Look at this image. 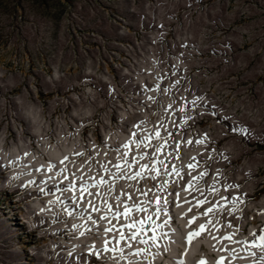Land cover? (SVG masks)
<instances>
[{"label": "rangeland", "instance_id": "1", "mask_svg": "<svg viewBox=\"0 0 264 264\" xmlns=\"http://www.w3.org/2000/svg\"><path fill=\"white\" fill-rule=\"evenodd\" d=\"M153 53L173 74L177 56L190 64L179 91L205 97L190 128L219 137L204 180L220 162L239 177L250 192L240 219L250 226L248 206L264 200V0H0V137L31 142L27 108L52 111L51 123L88 109L85 138L98 141L111 119L128 128L136 113L126 104L140 94L135 70ZM125 110L130 117L115 123ZM3 185L0 178V264L66 263L42 260L47 228L23 223L26 201L13 204L21 191Z\"/></svg>", "mask_w": 264, "mask_h": 264}, {"label": "bare ground", "instance_id": "2", "mask_svg": "<svg viewBox=\"0 0 264 264\" xmlns=\"http://www.w3.org/2000/svg\"><path fill=\"white\" fill-rule=\"evenodd\" d=\"M184 59V55L177 56L175 62L172 63L171 67L174 74L164 66L165 62L157 54H154L142 66L140 65L139 68H136L135 80L137 81L140 94L138 97H130L132 98V103L128 108L136 114L130 118L131 122L128 123L130 128L126 133L114 131L113 122H110L109 128L104 129L103 141L97 142L93 136L85 138L84 131L86 130V125H89V121L93 117V114L88 109L72 113V121L64 119L62 115V118L58 116V120L51 123L49 118L52 111H49L48 115H44L42 110L27 108L26 111L29 116L27 117V124L30 130L28 132L31 142L24 139L25 137L23 136L17 144L11 145L5 137H0V178L4 184L3 186L12 187L16 193L17 191H21L20 200L13 202V204L18 205L22 200L26 201L25 207L19 210L28 220L26 223L31 228L34 226L36 228H39V226L47 228L43 231L41 237V240H43L42 245H39L42 251L41 257L45 263H47L48 258L54 261L65 258L66 263L59 261L53 264H86V262L95 258L99 264H116L113 259L109 258L112 256V253L105 252L103 253V258H98L89 252V248H94L97 251L101 250L103 248V241L94 234L95 228L87 220V214L83 218L79 215L68 216L62 210L64 206L71 204V201L68 200H65L64 205L59 203L49 205L48 201L50 199L54 200L55 197L53 195H46L39 189L40 187H44L41 181L45 179L46 175H54V173H47L46 171L37 172L35 169L41 165H47L49 160L58 161L63 159L65 155H68L70 160L75 161L76 167L83 164L89 157L94 158V161H98L100 164L107 161L115 163L118 156L116 149L120 148L122 143L127 142L130 132L134 130L133 126L140 124L141 121L148 122L146 125H141V127L149 130L153 127L159 128L162 122L163 128L160 129L162 136L166 135L165 129L172 133L175 128L179 129V131H188L186 134L184 132L178 133L179 135L177 136L173 133L175 136L169 139L167 151L172 153L173 156L175 155V142H180L179 155L181 160L178 162V159H173L171 164H175L178 167L182 166L183 180L175 176L176 180L171 177L170 181L175 180V183H170L168 190L173 193V199H175V194L179 192L182 199L186 198L193 205L196 203L193 197L202 198L197 192H191L189 195L181 191L190 179V176L185 173L191 172L192 175L198 176L200 172H207L209 170L206 159L215 155L217 149L215 146L212 147L211 144L213 140H217L219 137L213 132L205 130V128L201 130H191L190 128L192 121L196 120V117L200 118L201 110L199 111V109L201 102L199 103V101L202 100V103H204L205 97H201V91V93L197 94L195 92L191 93L190 89L179 91L181 80H183L182 77L188 76L187 72L190 66ZM0 77H2L1 74ZM83 82L87 83V85L91 83L89 79H85ZM157 85H159L158 89ZM191 87L192 89L195 88L194 85H191ZM88 90L92 92L93 88H88ZM149 96L155 97V100H148L147 97ZM195 97L202 99L197 100ZM192 101H196V103L193 104L191 103ZM168 104H172L173 107L165 111V107ZM181 107H183V111L180 110ZM128 108L126 107V109ZM128 115H130L129 111L125 110L120 117L125 119ZM135 117L137 118L135 119ZM189 117L190 119H188ZM185 119H187L186 125L181 126ZM54 123L56 128L52 127ZM51 131H54V133H51ZM200 139H203L204 143L196 144L195 141ZM187 140H192L193 143L188 144L186 143ZM151 143H156V141L153 140ZM130 147L134 149V146ZM224 150V155H226L228 149L225 148ZM142 151L151 152L152 149L143 148ZM76 152H84L85 156L79 157L73 155ZM25 153H29L30 155L26 156ZM189 157H195V160L189 161ZM129 159H131V153ZM189 162L197 165V167L195 169H188L187 164ZM69 167L72 168L71 165ZM88 167V165L85 166V172H87ZM91 168L92 172L88 173L89 175L96 173L105 175L99 164L93 162ZM212 168L210 175L208 173V180L206 182L204 180L205 176L199 180V187L207 188L214 184L219 189V192L209 196V203L193 207L192 211L188 213V217L190 218L197 213H202L211 207L213 203L218 202L223 209L216 215V219L220 221V224L217 226L219 230L208 228L199 236H196L191 244H188L187 240L183 243H170L167 239H159L156 245L150 243L147 246L149 253L156 254L159 252V255H149L145 258L142 254L141 256L120 260L119 264H129V260L132 261V264H178L179 260H184L185 264H192L194 260L199 261L200 259H203L205 264H214V262H220V264H264V260L261 259L264 257V242L259 240L260 236H264V200L251 203L248 209L246 208L251 211L250 216H252V219L248 220L250 221V226H246V220H242L243 223H241L240 218L245 214L242 204L250 192L243 187L237 186V183H240L238 181L239 177L233 180L225 174V167L223 168L221 162ZM72 170L75 171V168H72ZM246 170L250 171L248 167ZM105 178H107L106 175ZM57 179H62V177ZM32 180L35 181V184L29 185V181ZM220 181H223V183ZM67 183L68 181H64L59 186L64 187ZM127 183V181H120L117 184V188L125 187L126 191L132 192L131 189L126 188ZM132 183L135 184L136 182ZM153 183L155 182L141 180L137 186L150 188ZM229 185L234 187H226ZM51 188H53V185L50 181L45 191L47 192ZM55 195L61 194L57 192ZM68 195L69 193H64L61 199H64ZM132 195L134 197L138 196L134 192H132ZM232 197L238 198L237 207L243 210L242 213L238 211L231 215L229 214V209L232 208ZM190 206L189 204H184L183 207L178 209L174 205H170L169 208L170 214L174 217L172 227H179L185 235L188 231L187 228L183 227L186 224V219L176 217L180 212L187 211ZM42 208L46 209V211L42 212ZM90 214L93 218H96V213ZM258 218L261 219L262 223L258 221ZM207 219L208 217L200 216L191 225V229L198 231L199 224L204 223ZM113 223H116V221H113ZM74 224L79 226L78 229L72 227ZM88 229H92V231H88ZM80 231H84L86 234L80 236ZM231 233H235L233 239L241 241L246 239L248 243L233 244L228 240L220 239L221 236ZM250 233L255 235V243L252 242ZM112 235H115V233L110 234L108 237L110 247L115 244V241L111 239ZM151 235V232L147 233V236ZM213 236L217 239H213ZM123 243L121 242V246ZM225 246H227V249H234L235 255L238 258L234 259L229 256L227 250H225ZM135 247L145 246L134 243ZM165 247L168 248V251H164ZM214 247L216 250H214ZM125 252H128L127 248H125ZM221 257L225 259L221 261Z\"/></svg>", "mask_w": 264, "mask_h": 264}, {"label": "snow or ice", "instance_id": "3", "mask_svg": "<svg viewBox=\"0 0 264 264\" xmlns=\"http://www.w3.org/2000/svg\"><path fill=\"white\" fill-rule=\"evenodd\" d=\"M158 88L159 85H157ZM147 99L154 101L155 97L149 96ZM199 99L202 98L198 97L197 100ZM191 103L195 104L196 101H192ZM172 107V104L166 105L165 111H168ZM180 110L183 111V107ZM147 123V121H141L140 124L133 126L134 130L130 132L127 142L122 143L121 147L116 149L118 156L115 163L107 161L100 164V162L94 161V158L89 157L83 164L76 167L75 161L70 160L69 156L65 155L63 159L58 161L49 160L47 165H41L35 169L37 172L46 171L47 173H54V175H46L45 179L41 181L44 187H40L39 189L42 193L55 197L54 200L50 199L48 201L49 205L55 203L64 205L65 200H68L71 201V204L64 206L62 209L68 216L79 215L83 218L87 214V220L95 228L94 234L103 241V248L101 250L97 251L94 248H89V252L98 258H103V253L105 252L112 253V256L109 258L113 259L116 264H119L120 260L141 256L142 254L145 258L149 255H159V252L152 254L147 251V246L150 243L156 245L159 239H167L170 243H183L187 240L188 244H191L192 240L206 229L219 230L217 226L220 224V221L216 219V215L223 209L218 202L213 203L204 212L197 213L190 218L188 217V213L192 211L193 207L209 203V196L213 193H218L219 189L214 184L207 188L199 187V180L207 175L206 171L200 172L198 176L187 172L185 174L190 176V179L181 191L189 195L191 192H197L202 198L193 197V200L196 201L193 205L186 198L182 199L181 194L178 192L175 194V199H173V193L168 189L170 183H175V180L170 181V178L175 176L181 180L183 179L182 166L178 167L175 164H171L173 159H180V142H175V155L173 156L172 153L167 151L169 139L173 137V133L165 129L166 135L162 136L160 130L163 128L162 122L159 128L153 127L151 130L141 127V125H146ZM186 123L187 119L183 121L181 126L186 125ZM239 131L244 133L246 129H240ZM153 140L156 143H151ZM186 143L191 144L193 141L187 140ZM195 143L203 144L204 140H196ZM130 146H134V149ZM143 148H149L152 151H142ZM130 153L131 159H129ZM25 155L30 154L25 153ZM73 155L83 157L85 153L76 152ZM188 159L192 161L195 160V157H189ZM93 162L99 164V167L107 178H105V175H100L99 173L88 174L92 172L91 164ZM69 165L75 168V171ZM86 165L89 166L87 172L84 171ZM196 167L197 165L191 162L187 164L188 169H195ZM61 177L62 179H57ZM70 177L71 179H69ZM141 180H150L155 183L150 188L139 187L137 185ZM50 181L53 188L48 189L46 192L45 189L48 187V182ZM64 181H68L67 185L60 187L59 185L63 184ZM120 181H127L126 188L131 189L138 196L134 197L132 192L125 190V187L118 189L117 184ZM31 184H35V181H29V185ZM226 187L234 186L229 185ZM57 192L61 195H55ZM64 193H69V195L61 199ZM222 199L224 198L222 197ZM238 202V198H231L232 208L229 209L230 215L238 211L242 213L243 210L237 207ZM184 204L191 206L188 207L187 211L180 212L176 218L186 219V224L183 225L184 228L188 229L186 235L179 227H172L174 217L169 211L170 205H174L179 209ZM41 211L44 212L46 209L42 208ZM90 213H96V218H93ZM200 216L208 217V219L204 223L199 224L198 231L192 230L191 225ZM113 221H116V223H113ZM72 227L78 229L79 226L74 224ZM88 231H92V229H88ZM148 232H151L152 235L147 236ZM113 233L115 235H112L111 239L115 241V244L110 247L108 237ZM85 234L84 231L79 232L80 236H84ZM234 234L221 236L220 239L228 240L233 244L248 243L246 239L243 241L233 239ZM250 236H252V242L255 243V235L250 233ZM212 238L217 239L215 236ZM259 240L264 242V236H260ZM121 242H124L122 246ZM134 243L144 245L145 247L134 248ZM125 248L128 249L127 253L125 252ZM214 250H216L215 247ZM225 250H227L229 256L234 259L238 258L235 255L234 249H227V246H225ZM164 251H168V248L165 247ZM224 259V257L220 258L221 261ZM261 259L264 260V257ZM129 264H132L131 260H129ZM178 264H185V262L184 260H179ZM192 264H205V261L203 259L199 261L194 260ZM214 264H220V262H214Z\"/></svg>", "mask_w": 264, "mask_h": 264}, {"label": "built area", "instance_id": "4", "mask_svg": "<svg viewBox=\"0 0 264 264\" xmlns=\"http://www.w3.org/2000/svg\"><path fill=\"white\" fill-rule=\"evenodd\" d=\"M124 104V103H123ZM127 105V107H129V104H126Z\"/></svg>", "mask_w": 264, "mask_h": 264}]
</instances>
